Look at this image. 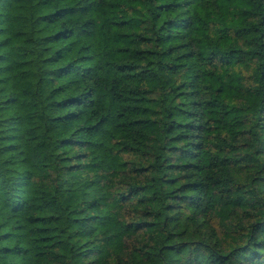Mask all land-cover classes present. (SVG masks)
I'll return each instance as SVG.
<instances>
[{
	"label": "trees",
	"instance_id": "obj_1",
	"mask_svg": "<svg viewBox=\"0 0 264 264\" xmlns=\"http://www.w3.org/2000/svg\"><path fill=\"white\" fill-rule=\"evenodd\" d=\"M0 264H264V0H0Z\"/></svg>",
	"mask_w": 264,
	"mask_h": 264
}]
</instances>
